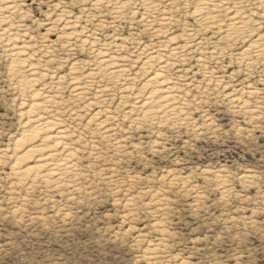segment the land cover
Returning <instances> with one entry per match:
<instances>
[{
    "label": "clouds",
    "instance_id": "clouds-1",
    "mask_svg": "<svg viewBox=\"0 0 264 264\" xmlns=\"http://www.w3.org/2000/svg\"><path fill=\"white\" fill-rule=\"evenodd\" d=\"M0 264H264V0H0Z\"/></svg>",
    "mask_w": 264,
    "mask_h": 264
}]
</instances>
